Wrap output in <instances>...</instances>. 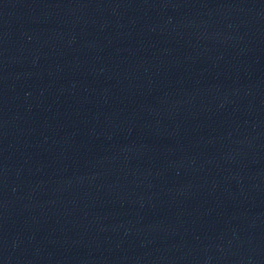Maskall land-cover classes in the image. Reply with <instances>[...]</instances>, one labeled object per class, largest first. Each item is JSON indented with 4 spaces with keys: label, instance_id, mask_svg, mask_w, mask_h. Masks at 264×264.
I'll use <instances>...</instances> for the list:
<instances>
[{
    "label": "water",
    "instance_id": "obj_1",
    "mask_svg": "<svg viewBox=\"0 0 264 264\" xmlns=\"http://www.w3.org/2000/svg\"><path fill=\"white\" fill-rule=\"evenodd\" d=\"M0 264H264V0H0Z\"/></svg>",
    "mask_w": 264,
    "mask_h": 264
}]
</instances>
